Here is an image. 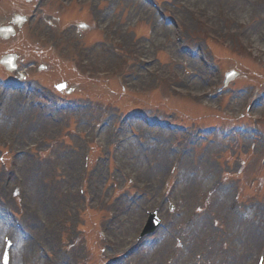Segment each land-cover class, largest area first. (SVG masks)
<instances>
[{"label":"rangeland","instance_id":"374dc122","mask_svg":"<svg viewBox=\"0 0 264 264\" xmlns=\"http://www.w3.org/2000/svg\"><path fill=\"white\" fill-rule=\"evenodd\" d=\"M70 1L72 0H44L31 25L16 31V36L8 41L0 39V60L6 54H16L19 78L24 72L29 75L27 81H20L17 75L7 78L4 76L5 70L0 66L2 80L8 79L7 81L12 82L3 95L11 92L19 96L13 89L17 87L25 90L41 89L39 94L29 93V100L44 103V108L54 111V115H64V118L59 116L66 121L60 131L59 125H55L54 121L42 117L43 112L37 106H32L27 115L28 111L20 114L16 110L18 101L14 102V118L0 132V181L2 171L8 169V161L15 153H23L25 147L37 145L42 138H47L44 144L33 150V159L20 157L28 159V165L37 170L31 174H34L33 182L36 184L37 196H40L37 200L42 203V193L46 191L48 183L58 184L64 190L66 183H69L70 190L67 187L65 191H71L73 197L67 196L61 201L53 198L58 206L45 204V209L47 205V212L56 209L60 215L64 210H70L71 217L66 221L68 227L63 236L64 248L69 247L66 249L71 252L68 258L72 262L82 263L79 248L85 243L89 247L86 262L90 264H122L123 260L115 259L135 248L124 264H248L250 260V264H253L255 254L264 241V145L258 144V140L248 130L235 133L233 129L254 127L264 133V0H233L232 3L229 0ZM27 2L28 0H21L19 5V0H1L0 26L10 24L16 12H28L30 4ZM87 2L92 6L88 13L91 16L82 8ZM66 4L71 7L66 8ZM152 5H156L158 9ZM195 16H198V20ZM82 20H85L87 27L93 20L96 30H91L92 27L85 29L86 31L79 30L76 24ZM254 27L256 31L253 30ZM103 39L107 40L106 47L110 51L112 49V53L103 54L99 50L98 45ZM174 43L176 47L180 46L176 50ZM50 44L55 45L53 50L49 49ZM182 48L184 50L177 54L176 51ZM191 52L204 55L207 63L211 64V69L212 65L213 68L218 67L223 74L217 71L214 74L205 73L198 58L193 62L189 59L188 53ZM36 59L46 66L44 72H37L30 66ZM76 70L82 72L76 73ZM193 72L199 87L191 90L189 84L183 83V80L189 81ZM225 72H234L237 78L223 90ZM99 73H107V78L96 81ZM116 77H123L128 89L126 92L119 90ZM60 83H66V87L75 89L74 92L70 95L57 93L55 87ZM170 89L174 90L172 94L168 92ZM246 95L249 98L256 95V99L254 102L249 99L244 104ZM212 97L214 99L211 100ZM47 98H57L58 104L65 106L62 109L57 108L59 106L46 103ZM94 102L105 103L108 107V112L99 121L109 117V121L125 127V139L133 142L138 151L140 150L131 139L128 129L142 133L145 140L146 137L150 140L151 136L155 140L161 137L158 134L161 130L157 128V132L142 131L148 130L141 121L143 117L158 123L180 124L196 134L192 146L186 145L190 144L189 141L185 144L189 148V154H193L185 157L182 178L177 177V184L172 186L174 188L171 189V200L166 202L161 199L162 206L159 210L166 225L172 226V230H178L181 243H172L163 232L153 238L139 240L137 230L143 220L141 213L132 232L122 237L113 232L117 226L123 227L125 219L123 211L119 212L116 208L117 203L130 206V209L138 212L139 209L135 208L137 204L150 206L144 207L147 209L154 208L152 206H155L153 203L156 194L168 171L172 155L166 160L160 174L148 172L147 164H156L151 154L155 153V149L159 151L160 145L166 152L167 141H178L170 132L161 137L164 138L162 144L150 140L151 146L147 147L150 150L145 153L150 159L145 160L144 153L140 151L139 170L145 173L147 171L146 177L141 172L136 176L115 155L107 162L104 152L109 149L117 154L118 145L116 143V146H108L107 135H103L95 144L92 164L93 171L97 168L101 171L100 179L97 181L89 175L87 198L81 202L74 200L75 185L71 187L70 177L74 170H78L79 156L74 154V151L77 154L76 145L82 143L78 137L88 138V130L98 125L90 116L89 110L79 109L80 105ZM197 102H207L219 109L214 113H207L197 106ZM246 105H249V109L237 119V110L244 109ZM79 111L82 113V121H88L87 127L76 119ZM128 114H132V119L123 120ZM38 116L50 124L49 130L38 131L33 138L18 140L16 135L22 124L35 123V117ZM126 121H132L133 124L126 126ZM212 126L214 130L203 131L204 128ZM223 129H229L232 134L225 138L221 134ZM54 152L63 155L67 162L66 168L71 171L63 178L57 165L47 166L46 160ZM16 167L24 182L20 185L11 178L7 191L0 188V205L3 207L9 201L10 209L17 212L22 221V213L28 214L34 203L29 201L27 195L23 196L24 189L27 190L26 181L18 164ZM188 171L199 174L204 183L203 194L199 198L196 194L188 199L176 195L183 180L191 179ZM130 177L139 185H146L148 189L150 186L154 187V194L148 198L145 196L140 201L135 197L132 203H128V195L135 190L123 188V181ZM15 187L19 188L18 196ZM147 190L137 193L145 195ZM214 197L221 198L222 204L215 203ZM74 211L80 213L76 214ZM108 212L115 216L114 221L109 223L108 230L113 249L108 251V257L104 259L99 258L96 253L97 246L99 249L104 247L97 232L100 227L105 230ZM24 222L29 226V220L24 219ZM42 225L40 222V235ZM74 230L78 233H74ZM6 231L3 227L0 232V244ZM57 232L54 237L56 234L57 237L60 236ZM160 235L169 241L167 248L153 261L147 262L159 249L157 245L148 247L147 244L153 243ZM239 246L244 247L245 251L240 253ZM35 251L28 252L29 255L22 259L25 253L21 251L13 263L21 264L24 259L29 264L31 261L34 264H49Z\"/></svg>","mask_w":264,"mask_h":264},{"label":"bare ground","instance_id":"6f19581e","mask_svg":"<svg viewBox=\"0 0 264 264\" xmlns=\"http://www.w3.org/2000/svg\"><path fill=\"white\" fill-rule=\"evenodd\" d=\"M229 1H230V3H232L233 0H229ZM230 14H231V16L234 17V14H232V13H230ZM253 30L256 31V27H254ZM9 34L10 33L8 31H4V32L0 33V35L3 39L9 37ZM13 62H14L13 57H10L9 59L5 60V63L7 65H10V64L12 65ZM191 74H192L190 76L191 79H189V81H187V82H186V80H183V83H186L187 85L189 84V87H190L189 89H191V90L197 89L199 87V84L195 82V73L193 72ZM2 100H3V105H2V111L0 113V132H2V130L5 129L6 126L9 125L11 123V120L14 118L13 95L12 94L5 95L2 97ZM50 127H51L50 124L45 119L38 117L35 123H30V124L24 123V124H22L21 128L17 131L16 136H17L18 140L28 139L30 137L33 138L38 131L46 132L49 130ZM121 139H123V140H121L122 144H121V149L118 153V161L121 162L122 164H124L125 166H127V168L131 172L135 173L137 176L140 175L141 173L144 175V177H146V175L148 176V173H147L148 170L146 171V173L139 170L140 161L138 160V157L140 155V151H138L134 147L133 142H131L129 140H125L124 137H122ZM169 157H170V154L168 152H164L163 150H161L159 152V154L155 155V157H154V161L156 164L153 166L152 171L156 172V174H160L164 165L166 164V160ZM71 164H73V163H71ZM52 165L53 166L57 165V169L61 173V176H65L67 174V169H66L67 162L63 159L62 154H55L52 158H50L47 161L48 167H50ZM18 166L20 167V170H21V172H22V174L26 180V188H27V192H28L27 198L29 199V201H32L34 203L32 209L30 210V212L28 213L27 218H26L27 220L30 221L28 235L34 241L40 237V234L38 231L40 222L43 223V221L48 220L45 224H47V226L50 224V227L47 229V235H49L51 230L55 231L57 229V227L52 226V223L56 222V220H60L62 216L60 215V213H57L56 209H54L53 212L50 211L51 215L48 214L43 208L44 203L39 201V199L37 200V198H39L40 196H37L38 192H36V188H35L36 184H35V182H33L34 174H31V172H34L37 170L29 167L26 164V159H24V158H21L18 160ZM152 171H148V172L151 173ZM44 173H46V168H45ZM96 179L97 180L100 179L99 174L97 175ZM203 188H204V183L201 181L200 176H197L195 179H192V180L185 179V180H183L181 187H180L179 191H177L176 195L178 197L185 196V199H188V198H191L192 196H194L196 194L199 198L203 194ZM152 194H154V187L150 186L148 191H147V196L150 197V195H152ZM62 195H64L65 197H67V196L70 197V196H72V192L65 191L62 188V186H60V185L56 186V191L54 193L49 192V198L50 199H49L47 204L48 205H55V207L58 206L57 204H55L53 198H55L58 201L59 200L58 197H60ZM213 201L219 205H221L223 202V200L221 198H218V197H216V198L214 197ZM116 208L118 209L119 212L123 211L124 218H125L124 219L125 224L123 225V227L117 226V229L113 230V232L115 231L117 233V236L121 235V237H122L124 234L133 231L134 223L139 218L140 213L138 211H136V209L132 210V209L128 208L127 206H123L121 203H117ZM125 208H127V209H125ZM68 217H69V214H68ZM3 224H5V223L0 222V231H1V229H3V226H4ZM41 233H43L42 230H41ZM53 234H55V232H53ZM19 241H20V239H19ZM33 241L30 242V245H28V244L25 245V244H23V242L20 241L21 250L24 249V250L30 251V248L36 247V245L34 244ZM14 242L18 243L17 241H14ZM168 242H169L168 240L163 239V242L159 246L158 251L154 252L152 254V256L149 257L147 262L153 261L155 258H157L159 256V254H162L166 250ZM184 243H185V241H184ZM22 245H23V248H22ZM238 251L240 253H242L243 251H245L244 247L239 246ZM19 253L20 252H18V251L13 252V256L16 257ZM34 263H35L34 261H31V264H34ZM38 264H42V263H38Z\"/></svg>","mask_w":264,"mask_h":264}]
</instances>
